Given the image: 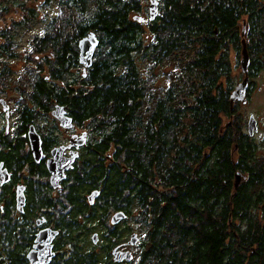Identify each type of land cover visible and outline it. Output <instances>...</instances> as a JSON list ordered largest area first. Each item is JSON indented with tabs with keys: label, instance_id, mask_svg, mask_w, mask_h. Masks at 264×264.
Segmentation results:
<instances>
[{
	"label": "trees",
	"instance_id": "16d2710c",
	"mask_svg": "<svg viewBox=\"0 0 264 264\" xmlns=\"http://www.w3.org/2000/svg\"><path fill=\"white\" fill-rule=\"evenodd\" d=\"M58 1L60 17L35 38L57 60L48 78L39 69L22 83L20 121L0 141V163L13 173L0 191V264L28 263L43 218L42 227L59 232L51 264H120L112 252L135 231L138 258L125 264H264V161L231 105L232 51L240 57L245 42L250 75L264 72V0H161L147 24L134 19L143 9L137 0ZM90 33L99 40L92 66L73 75L78 43ZM15 37L0 61L16 55ZM161 70L167 82L158 86ZM8 77L1 66L0 94ZM57 106L86 130L87 143L63 189L28 181L21 214L18 172L47 175L24 136L34 125L49 152ZM116 212L127 217L113 226Z\"/></svg>",
	"mask_w": 264,
	"mask_h": 264
},
{
	"label": "rangeland",
	"instance_id": "374dc122",
	"mask_svg": "<svg viewBox=\"0 0 264 264\" xmlns=\"http://www.w3.org/2000/svg\"><path fill=\"white\" fill-rule=\"evenodd\" d=\"M14 1L15 0H0V49L7 42H9L8 37L11 36V33L16 35V37L10 42L12 44L11 46H13L11 47V50L18 56V58L8 60V57H5L4 60L0 61V63L8 68V70H11L8 77L10 78L11 86L7 87L5 93L0 94V98L6 99L8 104L11 106H17V100H20L21 98L20 86H22V83L26 81L27 77L29 78V75L33 73V64L35 65L33 60H40L37 69L34 70L35 73H37L40 68L44 67L43 59L45 58V55L51 53L50 49H46L45 52H41L39 48H35L36 43L34 45L33 41L35 40L36 36L38 37L45 34L46 31L49 30L48 28L51 20L57 18L58 16L60 17L62 13L58 0L57 2H53L46 6L43 5L45 2L44 0H18V5H16ZM137 1L141 4L143 8L142 11L146 12L150 0ZM147 20L149 19L147 18ZM24 21H28L27 25L20 28L17 32L15 29L16 25L23 23ZM239 54L240 57H237L234 51L231 53L236 78L235 86L240 84L245 77V73L242 70L241 64L243 53L240 52ZM37 56H40V59H36ZM23 64H25V66H23ZM42 71L43 70H39V72ZM161 72L164 71H160L161 77L156 81L158 86L166 85L167 82L165 75H161ZM249 93L250 96L248 103L243 105L238 104L237 116L238 119H240L238 121L243 123L245 132L248 131V122L250 120V116L253 115L255 117L257 121V131L254 132L253 138L261 148L258 153V157L262 162L264 161V147L262 146V139L264 136V72H260L257 76L252 78ZM0 111H2L1 105ZM15 120L16 118L13 117L11 120V125L15 123ZM229 121L230 119H224L225 124ZM10 128L12 127L10 126ZM81 130H78V132L80 133ZM63 140L68 141V137L63 135ZM112 215L113 214L110 215V218ZM129 224H131L132 227L135 226L134 223L129 222ZM135 232L139 234L138 231ZM124 250L132 252L134 255L132 262L135 263L137 261L138 252L140 249L137 246H128Z\"/></svg>",
	"mask_w": 264,
	"mask_h": 264
},
{
	"label": "water",
	"instance_id": "95a60500",
	"mask_svg": "<svg viewBox=\"0 0 264 264\" xmlns=\"http://www.w3.org/2000/svg\"><path fill=\"white\" fill-rule=\"evenodd\" d=\"M161 0H150L149 2V20L152 21L158 16L159 13V3ZM134 19L139 22L144 21L143 17L134 16ZM245 27V23H244ZM245 30L243 31V34ZM99 45V40L96 37L95 33H90L85 38L81 39L79 42L80 48V63L84 66V75L86 70L92 66L93 57L95 51ZM243 59H242V70L245 73V79L238 84L236 89L231 94V105L234 104L236 100L245 102L246 101V91L248 87V66H249V56L247 53L246 43L243 44ZM5 111L7 112V117L9 116V108L5 105ZM52 115L58 119L61 123V126L69 129L73 127V121L70 117L66 115V111L63 107L57 106L55 110L52 112ZM257 131V121L255 117L252 115L249 120V133L253 135L254 132ZM28 136L31 144V149L33 156L37 162H40L44 155L42 153V138L41 135L37 132L36 127L32 125L28 131ZM80 145L84 144L87 141V134L84 133L81 137L78 138ZM79 143L76 145L78 147ZM71 147V146H69ZM64 150V147H58L52 150L53 158L48 161L47 167L49 172L52 174V184L54 187H59V183L65 179L66 172L72 168V163L77 157L76 153L71 154V158L62 161V157L60 152ZM59 152V153H58ZM65 162V164L63 163ZM3 164L0 165V184L3 185L10 180V175L7 170L2 169ZM241 176L237 175L236 186H238L240 182ZM97 197V194H94L90 198V202L93 203L94 199ZM17 210L20 213H24V207L26 203V198L23 193V187L18 188L17 190ZM126 214L123 212H116L110 218V224L115 226L121 223L126 219ZM45 223V219H40L37 221V226H41ZM59 232L51 227H47L41 229L37 233L36 244L34 248L28 253L29 264H49L52 259L55 257V252L53 251V240L58 236ZM94 244L98 243V234L93 235ZM139 242V237L137 233H133L130 236V240L128 241V246H136ZM113 258L115 262L122 263L127 262L130 263L134 259V255L131 251L124 250H114L112 252Z\"/></svg>",
	"mask_w": 264,
	"mask_h": 264
},
{
	"label": "flooded vegetation",
	"instance_id": "af4514ba",
	"mask_svg": "<svg viewBox=\"0 0 264 264\" xmlns=\"http://www.w3.org/2000/svg\"><path fill=\"white\" fill-rule=\"evenodd\" d=\"M149 6V5H148ZM147 10H148V13L147 12H145V11H142L141 12V14H140V16L141 17H143L144 18V20L145 21H142V23L143 24H145L147 21V18L149 17V9H148V7H147ZM147 15H148V17H147ZM65 42H67V41H65ZM80 42V41H79ZM37 44V40H34L33 41V44ZM50 51H51V53L50 54H46L45 55V57H47V61L49 62L50 61V63L48 64V65H45L43 68H40V69H42L43 70V72H42V75H44L46 78H48L49 77V74H48V72H49V70H51V63L52 64H54L55 62H56V57H55V54H54V50L51 48L50 49ZM78 58H79V63H80V48H79V43H78ZM40 57V56H39ZM38 56H37V58L36 59H38L39 58ZM16 58H18V56L17 55H15L14 57H11V58H8V60L9 59H16ZM40 59V58H39ZM34 62L33 63H35V65L33 64V68L32 69H34V70H36L37 69V67H38V65H39V63H40V60H38V61H36V60H33ZM43 61H45L44 59H43ZM46 62V61H45ZM80 65H81V67H80V69H78V68H71L70 69V73H72L73 75H76L78 72H82L83 74H84V66L80 63ZM1 66H4L2 63H0V67ZM23 66H25V64H23ZM249 66H250V60H249ZM249 66H248V69H249ZM5 67V66H4ZM8 69V68H7ZM34 70H32V71H34ZM9 72L11 71L10 69L8 70ZM245 77H246V75H245ZM245 77H244V79H245ZM248 78H249V80H248V87H247V91H246V101L245 102H242V101H239V100H236L235 102H234V104L233 105H236V106H238V104H240V105H243V104H247L248 103V99H249V96H250V93H249V90H250V84H251V82H252V78H253V76H251L250 75V72H249V70H248ZM243 79V80H244ZM238 86V85H237ZM237 86H235V88H234V90L236 89V87ZM7 89V88H6ZM6 89L4 88V92H6ZM2 91H3V89H1ZM233 90V91H234ZM233 93V92H232ZM18 101H20V100H17V103H18ZM0 105L2 106V111H0V141H1V137H2V135H3V131H4V133L5 134H8L12 129H14V128H16V126H17V123H19V121L17 120V116L15 115V110H16V108H17V106H11L10 104H8V102H7V100L6 99H3V98H0ZM5 105H7L8 106V108H9V116L7 117V112L5 111ZM15 105V104H14ZM232 105V106H233ZM55 110V109H54ZM66 115H67V112H66ZM53 116V115H52ZM68 116V115H67ZM252 116V115H251ZM250 116V117H251ZM13 117H15L16 118V120H15V123L14 124H12L11 125V120H12V118ZM69 117V116H68ZM53 118H54V120H55V122H56V125H57V137H58V140H57V144H54V145H52V148L49 150V152H47V151H45V149H43V140H42V153H43V155H44V157H43V159L40 161V162H37L36 160H35V158H34V156H33V153H32V149H31V144H30V140H29V136H28V131H27V134L24 136V137H26L27 138V140H28V144H26V151L28 152V154L30 153V155H31V157H32V160H33V163H34V165L36 166V168H39V167H44L45 168V173H47V175L46 176H43V177H41L40 175H39V173H34V174H32L31 172H29L28 171V167H26V169H22V170H20L19 172H18V183L16 184V186H15V198H16V195H17V190H18V188H20V187H23V193H24V195H25V198H26V203H25V206H26V204H27V185H29L28 184V181L29 180H32V181H44V184H49L54 190H61V189H63V187H64V182L67 180V178H68V173H69V171H71V170H73V169H75V167H76V165L77 164H79V160H80V156H81V151H82V149H84V147H85V145H86V143H87V141L84 143V144H82V145H80V143H79V140H78V138L79 137H81L84 133H86V130L85 129H83L82 128V130H81V128L80 127H77L76 126V124L73 122V127H71V128H69V129H66V128H64V127H62L61 126V123H60V121L58 120V119H56L54 116H53ZM73 121V120H72ZM10 126L12 127V128H10ZM32 126V125H31ZM30 126V127H31ZM79 128V129H78ZM30 129V128H29ZM36 130H37V128H36ZM78 130H81V132L79 133L78 132ZM38 132V131H37ZM39 133V132H38ZM246 133H248V134H250L249 133V122H248V131L246 132ZM40 134V133H39ZM87 134V133H86ZM63 135L64 136H67L68 137V141H65V140H63ZM250 136H254V134L253 135H250ZM41 138H42V136H41ZM79 143V145H78V147H76V145ZM69 146H71V147H69ZM58 147H64V150L62 151V152H60V155H61V157H62V161H65L66 159H69V158H71V154L72 153H76L77 154V157H76V159L74 160V162L72 163V168H70L67 172H66V177H65V179H63L60 183H59V187H54V185L52 184V174L49 172V170H48V167H47V164H48V161L50 160V159H52L53 158V155H52V150H54L55 148H58ZM59 153V152H58ZM64 164H65V162H63ZM1 164H3V167H2V169L3 170H7L8 171V174L10 175V180L7 182V183H5V184H3V185H1L0 184V191H2V190H4V188H5V186L7 185V184H9L11 181H12V175H13V173L12 172H10L9 170H8V168L4 165V162H1L0 163V165ZM241 176V175H240ZM242 179V178H241ZM241 179H240V181H241ZM240 183V182H239ZM239 185V184H238ZM235 186H236V184H235ZM237 187V186H236ZM16 206H17V199H16ZM25 208V207H24ZM18 211V210H17ZM19 212V211H18ZM20 213V212H19ZM21 214H23V213H21ZM43 219H45V218H43ZM45 223H46V219H45ZM45 223H43L41 226H38V227H40V229H39V231L41 230V229H44V228H47V226H45V227H42ZM48 227H50V226H48ZM52 228V227H51ZM38 231V232H39ZM36 238H37V234H36ZM36 238H35V241H34V245L36 244ZM57 238V237H56ZM55 238V239H56ZM55 239L53 240V242H52V244H53V251H54V241H55ZM34 245H33V247L31 248V250L34 248ZM30 250V251H31ZM29 251V252H30ZM124 251H127V250H124ZM28 252V253H29ZM55 252V251H54ZM55 254H56V252H55ZM55 257H56V255H55ZM54 257V258H55ZM54 258L52 259V261L54 260ZM51 261V262H52ZM27 264H29L30 262H29V260H28V254H27ZM124 262H122V263H120V264H123ZM49 264H51V263H49Z\"/></svg>",
	"mask_w": 264,
	"mask_h": 264
}]
</instances>
